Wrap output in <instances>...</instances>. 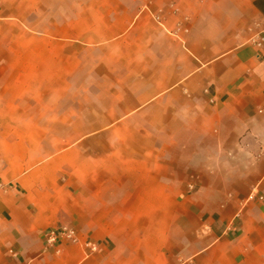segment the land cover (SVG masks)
I'll list each match as a JSON object with an SVG mask.
<instances>
[{"label":"crops","instance_id":"obj_1","mask_svg":"<svg viewBox=\"0 0 264 264\" xmlns=\"http://www.w3.org/2000/svg\"><path fill=\"white\" fill-rule=\"evenodd\" d=\"M78 12L115 32L79 41L70 16L65 39L148 48L103 61L108 126L87 137L110 147L86 154L83 180L29 187L0 167V264H264V0H0V18ZM13 24L7 55L33 39ZM49 27L41 55L61 45ZM63 227L77 241L47 244Z\"/></svg>","mask_w":264,"mask_h":264},{"label":"rangeland","instance_id":"obj_2","mask_svg":"<svg viewBox=\"0 0 264 264\" xmlns=\"http://www.w3.org/2000/svg\"><path fill=\"white\" fill-rule=\"evenodd\" d=\"M97 15L10 13L0 18L4 22L0 37L6 36V22H15L14 28L20 26L14 29V37H20L24 31L33 37L28 49L21 52L20 45H14L16 51L10 55L0 45V167L19 180L20 174L26 172L29 187L42 184L49 176L83 180L86 154L94 155L110 147V142L101 136L87 137L108 126L103 123V116H108V94L102 80L107 67L102 66L103 61H121L126 59L124 54L147 51L148 44L84 45L64 38L68 36L66 25L70 16H76L78 25L72 32L77 33V40H84L85 36L87 40H105L109 32H115L112 28L94 20L86 27L80 20ZM54 18L61 21V45L45 44L41 55V46L33 42L42 33L46 41L52 40L49 26ZM25 25L28 30L21 29ZM56 50L60 51L57 58L53 57ZM59 67L61 76L54 77ZM43 166H55L57 172H44Z\"/></svg>","mask_w":264,"mask_h":264},{"label":"built area","instance_id":"obj_3","mask_svg":"<svg viewBox=\"0 0 264 264\" xmlns=\"http://www.w3.org/2000/svg\"><path fill=\"white\" fill-rule=\"evenodd\" d=\"M254 41H255L256 45L260 46L262 44V42H264V38L259 37L258 39H254ZM58 235L62 236L66 240H69V241H72V242L77 241V236H76L75 230L72 229V228H69V227H63L58 232L57 231H49L46 234V242H47V244L54 243L56 238L58 237ZM91 247L94 248L93 245H91Z\"/></svg>","mask_w":264,"mask_h":264}]
</instances>
